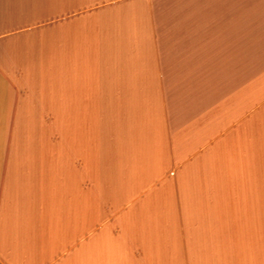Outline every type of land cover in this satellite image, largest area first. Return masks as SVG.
Masks as SVG:
<instances>
[{
  "label": "crops",
  "instance_id": "0c3cea01",
  "mask_svg": "<svg viewBox=\"0 0 264 264\" xmlns=\"http://www.w3.org/2000/svg\"><path fill=\"white\" fill-rule=\"evenodd\" d=\"M0 264H264V0H0Z\"/></svg>",
  "mask_w": 264,
  "mask_h": 264
},
{
  "label": "rangeland",
  "instance_id": "374dc122",
  "mask_svg": "<svg viewBox=\"0 0 264 264\" xmlns=\"http://www.w3.org/2000/svg\"><path fill=\"white\" fill-rule=\"evenodd\" d=\"M6 102H8L7 94L4 91H2L0 92V115H4L6 113V107H7ZM1 123L3 126L4 122L2 121ZM1 123H0V129L2 128Z\"/></svg>",
  "mask_w": 264,
  "mask_h": 264
}]
</instances>
